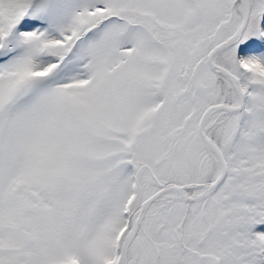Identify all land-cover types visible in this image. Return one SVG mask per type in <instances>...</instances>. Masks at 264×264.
<instances>
[{
  "label": "snow or ice",
  "instance_id": "obj_1",
  "mask_svg": "<svg viewBox=\"0 0 264 264\" xmlns=\"http://www.w3.org/2000/svg\"><path fill=\"white\" fill-rule=\"evenodd\" d=\"M0 264H264V0H0Z\"/></svg>",
  "mask_w": 264,
  "mask_h": 264
}]
</instances>
